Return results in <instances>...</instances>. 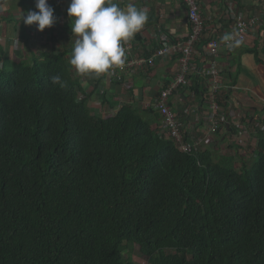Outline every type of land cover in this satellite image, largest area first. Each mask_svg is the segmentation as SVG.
I'll use <instances>...</instances> for the list:
<instances>
[{"label":"trees","instance_id":"trees-1","mask_svg":"<svg viewBox=\"0 0 264 264\" xmlns=\"http://www.w3.org/2000/svg\"><path fill=\"white\" fill-rule=\"evenodd\" d=\"M71 52L0 51V264H264V121L251 165L182 153L157 114L93 115Z\"/></svg>","mask_w":264,"mask_h":264},{"label":"crops","instance_id":"crops-1","mask_svg":"<svg viewBox=\"0 0 264 264\" xmlns=\"http://www.w3.org/2000/svg\"><path fill=\"white\" fill-rule=\"evenodd\" d=\"M70 2L71 0H48L49 6L54 9L56 22L51 28L40 32L37 25L29 26L23 22L28 11H38L35 7L36 0H19L21 9H17V5L11 12L7 10L11 6V0H0V37L5 38V46L1 50L8 54L12 51L10 40L13 32L10 33V27L16 30L15 36L18 34L22 39L21 50L16 55L19 60L28 59L35 54L43 57L46 53L72 50L76 37L71 32V20L67 14ZM114 2L119 3L121 8L133 3L148 13L147 24L134 37L136 43L133 53L137 57L153 55L164 40L176 43L188 37L190 24L186 19L182 0H114ZM199 6L205 24L215 28L219 34L227 31L233 33L232 21L229 18L231 10L246 18H258L257 26L250 31L246 45L243 44L233 51L225 48L219 50L217 61L221 86L215 99L218 107L215 117L219 122V128L215 132H209L207 106L203 105L205 103L203 97L197 99L194 94L187 91V97L184 98L182 94L186 89L184 88L170 98L172 110L186 130L188 141L190 138L199 140L200 151L206 149L212 151L214 161L231 157L233 162L240 165L244 163V159L251 161L254 159L257 137L259 133H263L260 122L264 121V0H199ZM12 21L14 23H11ZM35 32L37 35H34ZM196 51L201 60H198L196 55L193 63L200 64L201 67V62L205 61L201 44L197 45ZM179 57V53L169 54L154 59V64L150 67L128 69L121 73L116 71L114 73L111 70L98 78L94 74H80L75 68L73 70L79 78L87 76L89 84L87 93L94 89V81L100 83L98 91L101 93L96 91L98 95L93 94L89 100V104L94 108L98 105L93 101L104 95L105 100L97 109L108 111L109 114L106 115L112 116L123 105H129L149 120L153 119L151 115L157 114L153 128H159L160 132L165 133L161 128L162 122L158 112L154 109L144 110L142 105H151L164 85L177 74ZM195 77L203 87V92L208 93L209 90L204 91L207 82ZM225 116H228V119ZM237 119L241 121L236 122ZM228 126L231 130L225 131ZM231 145L232 148L229 147ZM226 150L228 154L224 155L223 152Z\"/></svg>","mask_w":264,"mask_h":264},{"label":"built area","instance_id":"built-area-1","mask_svg":"<svg viewBox=\"0 0 264 264\" xmlns=\"http://www.w3.org/2000/svg\"><path fill=\"white\" fill-rule=\"evenodd\" d=\"M182 3L186 10V19L190 24V32L188 37L184 41H178L176 43H170L164 40L159 49L149 57H137L133 53L135 46V39L133 38L127 44V61L124 67L114 68L111 72H123L128 69H143L150 67L154 64V59H160L169 54L179 53V70L177 74L159 91L157 98L151 105H142L144 110L152 109L157 111L162 122V130L173 141L178 150L185 154H191L199 151V140L195 138L187 140V132L183 128V125L179 121L178 116L172 110L173 105L170 102V98L173 97L180 89L186 86H191L190 75L193 74L198 79H203L207 82L208 93L203 94L205 103L207 106V125L209 132H215L219 128V122L215 117V112L218 110L215 102L216 93L221 86L220 73L218 68L219 50L221 48L227 49V47L221 43V38L229 31L219 34L215 28H210L205 24V21L201 14L199 6V0H182ZM229 18L233 25V34L244 41L243 44H247V39L250 31L257 26L258 18L251 17L246 18L241 14H236L233 10L230 11ZM204 50V65L201 62V67L193 63V58L199 54L196 51V47L202 42ZM215 45V46H212ZM193 94V92L191 93ZM154 109V110H153ZM187 115V113H186Z\"/></svg>","mask_w":264,"mask_h":264},{"label":"clouds","instance_id":"clouds-1","mask_svg":"<svg viewBox=\"0 0 264 264\" xmlns=\"http://www.w3.org/2000/svg\"><path fill=\"white\" fill-rule=\"evenodd\" d=\"M35 7L38 11H28L23 19L24 24H35L40 32L51 28L56 18L48 0H36ZM67 14L71 20V32L76 37L69 63L78 73L94 74L97 78L114 68L124 67L127 61L124 45L144 28L149 19L145 9L133 3L121 8L114 0H71ZM221 43L233 51L240 48L244 41L233 33H226ZM50 80L53 85L63 86L60 75H54ZM81 81L87 82V79ZM93 103L101 106L98 100Z\"/></svg>","mask_w":264,"mask_h":264},{"label":"rangeland","instance_id":"rangeland-1","mask_svg":"<svg viewBox=\"0 0 264 264\" xmlns=\"http://www.w3.org/2000/svg\"><path fill=\"white\" fill-rule=\"evenodd\" d=\"M18 2H19V0H11V6L8 5L9 6V9H7V10L9 12L13 11V10H15V8H16L17 5H18L17 6V9H19V8L21 9L20 3L18 4ZM11 7H13V8H11ZM11 23H14V21H12ZM9 30H10V33L13 32V37H12V40H10V41H11L12 46L14 47V48L12 47V51L10 52V58H11L12 61H19V59H18L19 57H17L16 55H17V52L19 50H21V39H20V37H19L18 34H16V36H15L16 30H14L13 27H10ZM34 35H37V32H35ZM3 46H5V38H4V36L0 37V51H2L1 49H2ZM14 53H16V54L14 55ZM5 72L6 73H9L10 72V68L9 69H6ZM86 83L87 82H83L84 85ZM94 83L95 84H93V87L94 86H97V84H96L95 81H94ZM98 85H100V83ZM184 88H186V89L182 92V94H183L184 98H186L187 97L186 96V92L187 91L189 92V88L190 87L189 86H186V87H183L182 89H184ZM97 90H98V88H96V91ZM97 92L100 93L99 91H97ZM96 95H98V94L96 93ZM97 100L99 102H101V99L99 97H98ZM88 108L90 109V111H91L92 114H96V115H100V116H106V117L109 116L108 115L109 114L108 111L106 112V111H103V110H98L97 108L94 111L93 110L94 107L91 104H89V103H88ZM106 113H108V114L106 115ZM240 121H241L240 119H237L236 120V122H240ZM236 124L237 125H240V123H236ZM191 139H193V138H190V140ZM223 153H224V155H226V154H228V151L226 150ZM244 163L247 164V165H251L252 164V161L251 160H248V159H244ZM122 255H123V257L130 258L131 261L134 264H147L146 258L144 256H142V253L139 250V246L136 245V244H131V245L128 244V245H125V247L123 246V248H122Z\"/></svg>","mask_w":264,"mask_h":264}]
</instances>
